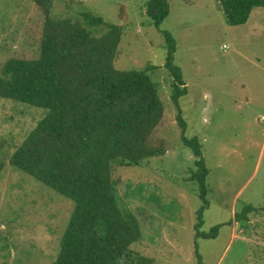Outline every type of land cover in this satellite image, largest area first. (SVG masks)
Returning <instances> with one entry per match:
<instances>
[{
  "label": "rangeland",
  "instance_id": "obj_1",
  "mask_svg": "<svg viewBox=\"0 0 264 264\" xmlns=\"http://www.w3.org/2000/svg\"><path fill=\"white\" fill-rule=\"evenodd\" d=\"M146 1L44 0L43 6L37 0H0V71L9 58L38 57L45 6L55 17L76 20L89 11L122 26L115 66H157L150 75L165 105L152 140H164L166 153L114 171L122 200L142 226L133 249L152 258L151 264H199V257L201 264H262L264 6L255 7L245 24L231 25L217 0H169L168 16L156 26ZM164 32L174 39V62L188 90L178 105L174 78L164 65L171 46ZM21 104L0 97V154L8 157L46 113ZM183 134L199 140L209 170L208 205L198 230L218 226L216 237L196 235L205 199L190 180L196 158ZM246 205L257 210L243 225L235 214ZM73 208L72 199L7 162L0 174V264H52Z\"/></svg>",
  "mask_w": 264,
  "mask_h": 264
},
{
  "label": "trees",
  "instance_id": "obj_2",
  "mask_svg": "<svg viewBox=\"0 0 264 264\" xmlns=\"http://www.w3.org/2000/svg\"><path fill=\"white\" fill-rule=\"evenodd\" d=\"M217 1L231 25L245 24L255 7L264 6V0ZM37 2L44 6V0ZM43 8L39 55L5 61L0 71V97L44 108L46 113L42 111L36 126L9 157L0 154V174L9 162L74 201L52 264H151L152 258L133 249L142 238V226L122 200L114 171L117 166H142L167 151L164 140H152L165 113L158 84L150 75L157 66L117 68L122 26L89 11L75 20L55 17L49 6ZM145 9L160 26L170 3L147 0ZM164 33L171 44L164 65L174 78L172 99L178 105L188 90L182 70L174 62V39ZM178 121L184 133L187 125L181 113ZM181 138L196 158L190 180L199 184L205 199L198 210L197 231L208 205L209 170L199 140L185 134ZM256 210L246 205L235 219L245 220L246 225ZM218 230L214 226L210 232L198 230L196 235L216 237Z\"/></svg>",
  "mask_w": 264,
  "mask_h": 264
},
{
  "label": "built area",
  "instance_id": "obj_3",
  "mask_svg": "<svg viewBox=\"0 0 264 264\" xmlns=\"http://www.w3.org/2000/svg\"><path fill=\"white\" fill-rule=\"evenodd\" d=\"M224 47L227 48L228 46L225 44ZM262 121L264 123V116L262 117Z\"/></svg>",
  "mask_w": 264,
  "mask_h": 264
}]
</instances>
